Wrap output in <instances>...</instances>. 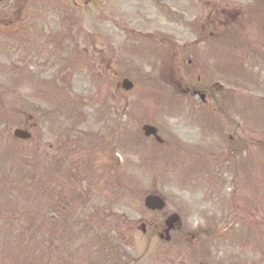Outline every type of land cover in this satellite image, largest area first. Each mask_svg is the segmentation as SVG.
Wrapping results in <instances>:
<instances>
[{"label": "rangeland", "instance_id": "rangeland-1", "mask_svg": "<svg viewBox=\"0 0 264 264\" xmlns=\"http://www.w3.org/2000/svg\"><path fill=\"white\" fill-rule=\"evenodd\" d=\"M186 1L175 42L164 44L174 27L152 7L147 19L128 20L92 3L45 18L49 55L0 53V264H149L191 251L200 211L216 262L252 261L254 250L264 258V0H232L240 15L219 17L225 23L207 39L200 28L210 11ZM95 35L102 47L117 41L111 72L110 58L100 63L86 43ZM195 43L218 50L191 72L218 65L219 84L187 85L216 93L205 105L175 82L194 64ZM102 47L95 51L106 55ZM29 69L37 78L19 79ZM123 78L134 85L128 93L117 88ZM33 123L31 140L13 138ZM145 124L162 145L143 136ZM149 193L166 199L161 214L144 208ZM171 213L190 233L178 249L175 234L165 244L156 232Z\"/></svg>", "mask_w": 264, "mask_h": 264}, {"label": "flooded vegetation", "instance_id": "flooded-vegetation-1", "mask_svg": "<svg viewBox=\"0 0 264 264\" xmlns=\"http://www.w3.org/2000/svg\"><path fill=\"white\" fill-rule=\"evenodd\" d=\"M93 2L107 3L111 4V11L113 13L119 14L123 18L128 20L132 18H147L149 14L150 2L158 5V10L160 15L165 16L169 25L174 26V31L168 33L164 37V41H176L178 36V30L180 26L178 25L181 21V0H91ZM89 0H0V26L7 27V25L13 23L15 20L16 24L19 26V33L11 35L9 42L3 41L2 45L5 47L10 46V42L16 44L17 54L19 58L22 56L28 57L31 61L34 56L37 57L38 53L44 52L48 54V36L52 33L47 30L45 27H42V22L48 15L53 14H62L68 15L73 10H78L81 5H87ZM109 2V3H108ZM69 3L71 4L73 10H71ZM204 5H209L207 8L210 9V14L208 16V23H205L201 26L202 32L208 31L210 36L217 34V28L210 26L221 25L225 23V20L219 17H235L239 15L242 11V7L236 5L235 2H230L229 0H211L202 2ZM29 9V11H25ZM211 14L216 16L211 19ZM24 16V21L18 23L19 19H22ZM29 20V22H26ZM38 25H41L38 27ZM46 34V35H45ZM0 41V43L2 42ZM99 41V42H98ZM87 45H91L93 48V56L97 57L100 63H104L105 60L110 58V64L107 66L105 73L111 72L113 59L112 50H108L106 55L97 54L95 48L101 46L100 36L95 35L86 40ZM194 46H198L194 44ZM178 46L173 45V49L176 50ZM197 48V47H196ZM196 48L187 50L188 56L194 58V60H188V63L191 64L194 62L192 71L196 70L198 67H202L200 64L199 50ZM169 49H164V52ZM186 51V50H185ZM49 55V54H48ZM175 56V53H174ZM41 57H45L42 55ZM207 70V69H206ZM191 73H200V72H191ZM186 78L193 80V76L188 75ZM196 83H212L216 82L213 77L208 75L206 71L200 73V75L195 77ZM31 119V117H30ZM27 129L31 131L37 130V125L33 123L28 125ZM26 130V129H25ZM231 139V138H230ZM51 148V146H50ZM203 210V208H202ZM201 214L197 217L196 224L192 227L193 234L191 235V251L180 252L176 251L174 255L166 254L163 257H158L155 261L149 262V264H219L215 261L213 252H211L212 242V231L208 227L207 223L209 219L207 218L204 211H200ZM150 226L153 224L150 222ZM185 222L182 217L175 223L172 234H176L177 242L175 241L174 246L178 249L183 242H186L187 236L190 234L184 228ZM157 227V225H155ZM158 230L156 229V232ZM165 232V228L162 230ZM159 233V231H158ZM161 236L160 234H158ZM226 235V234H225ZM225 235L223 237H225ZM172 239V237H171ZM225 242H228V237L224 239ZM227 244V243H226ZM228 257H224V263L228 264ZM254 264H261L260 261H255Z\"/></svg>", "mask_w": 264, "mask_h": 264}, {"label": "water", "instance_id": "water-1", "mask_svg": "<svg viewBox=\"0 0 264 264\" xmlns=\"http://www.w3.org/2000/svg\"><path fill=\"white\" fill-rule=\"evenodd\" d=\"M126 88L129 89L128 85ZM143 130L145 131L146 135H151V134L156 135V131L152 127L145 126ZM156 139L159 140L158 137H156ZM145 204L148 208H152V209H156V208L161 209L163 207V202L160 199L152 196L146 198Z\"/></svg>", "mask_w": 264, "mask_h": 264}]
</instances>
